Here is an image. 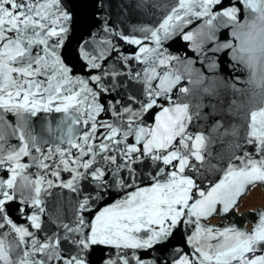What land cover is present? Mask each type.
<instances>
[{
  "label": "snow or ice",
  "instance_id": "6c2138e0",
  "mask_svg": "<svg viewBox=\"0 0 264 264\" xmlns=\"http://www.w3.org/2000/svg\"><path fill=\"white\" fill-rule=\"evenodd\" d=\"M256 188L264 0H0V264H264Z\"/></svg>",
  "mask_w": 264,
  "mask_h": 264
},
{
  "label": "water",
  "instance_id": "95a60500",
  "mask_svg": "<svg viewBox=\"0 0 264 264\" xmlns=\"http://www.w3.org/2000/svg\"><path fill=\"white\" fill-rule=\"evenodd\" d=\"M181 43L174 44L172 46V48L170 49V51L175 52V54H181V55H183L184 50H183V48H181ZM177 49H179L178 52L176 51ZM238 73H239V70H238ZM252 211L253 210H244V211H238L237 210L234 214H229L227 217H223V218L217 217L216 219L210 220L209 223H211V224H224V225H228V224H236L238 221H243V226L248 227L247 224H250L251 227H252L251 221L249 219H247L245 217V215H244V214H251ZM237 226H240V225L237 224ZM173 243H174V245L177 248L183 247V240H182V238H181L180 235H177V237L173 241ZM155 255L157 257H161L162 256V254L159 253V252L155 253ZM168 255H169V253H163V256H168Z\"/></svg>",
  "mask_w": 264,
  "mask_h": 264
},
{
  "label": "rangeland",
  "instance_id": "374dc122",
  "mask_svg": "<svg viewBox=\"0 0 264 264\" xmlns=\"http://www.w3.org/2000/svg\"><path fill=\"white\" fill-rule=\"evenodd\" d=\"M261 191L259 189H254L248 197L242 202L241 206L239 207V211L246 210L249 208H254L258 205H263L264 198L261 199L259 196Z\"/></svg>",
  "mask_w": 264,
  "mask_h": 264
},
{
  "label": "flooded vegetation",
  "instance_id": "af4514ba",
  "mask_svg": "<svg viewBox=\"0 0 264 264\" xmlns=\"http://www.w3.org/2000/svg\"><path fill=\"white\" fill-rule=\"evenodd\" d=\"M256 189H259L260 191H261V194H260V198L261 199H263L264 198V191H262L260 188H256ZM251 193V192H250ZM249 193V194H250ZM241 206V205H240ZM260 207H264V203H263V205H258V206H256V207H254V208H249V209H246V210H254V209H256V208H260ZM238 211H239V209H238ZM241 211H243V210H241ZM247 226L250 228L251 227V225L250 224H247Z\"/></svg>",
  "mask_w": 264,
  "mask_h": 264
}]
</instances>
